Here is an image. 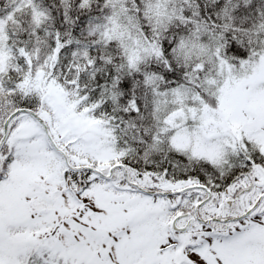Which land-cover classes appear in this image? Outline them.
<instances>
[{"label":"snow or ice","instance_id":"snow-or-ice-1","mask_svg":"<svg viewBox=\"0 0 264 264\" xmlns=\"http://www.w3.org/2000/svg\"><path fill=\"white\" fill-rule=\"evenodd\" d=\"M0 264H264V0H0Z\"/></svg>","mask_w":264,"mask_h":264}]
</instances>
